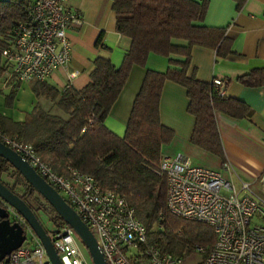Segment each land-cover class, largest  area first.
<instances>
[{
	"label": "trees",
	"instance_id": "16d2710c",
	"mask_svg": "<svg viewBox=\"0 0 264 264\" xmlns=\"http://www.w3.org/2000/svg\"><path fill=\"white\" fill-rule=\"evenodd\" d=\"M26 5L25 0H0V53L11 44L14 29L27 21ZM112 8L116 30L129 39L120 66H114L108 57L97 56L89 82L80 89L66 86L60 90L47 80H32L37 104L22 121L0 114V129L31 144L55 171L78 169L93 176L101 188L124 195L145 225L148 243L162 252L183 258L202 247L204 252H198L206 256L215 241L212 227L176 216L166 205V178L159 172V163L162 146L171 142L174 131L160 121L159 103L166 80L183 86L187 112L194 117L189 141L223 159L216 115L248 118L251 109L238 98L218 95L212 80L188 74L187 67L194 46L212 48L217 56L226 53L224 29L203 24L207 0H112ZM152 53L183 60L169 59L178 67L164 72L152 70L146 68ZM135 65L146 71L125 132L119 136L106 127L104 120ZM6 71L1 64L0 76ZM236 80L244 86L264 88V67L253 68ZM8 82L12 91L6 96V106L10 107L20 82L14 78ZM0 175L23 186L22 194L11 187L23 199L36 193L1 157ZM46 203L55 225L66 224Z\"/></svg>",
	"mask_w": 264,
	"mask_h": 264
},
{
	"label": "built area",
	"instance_id": "2783aa9c",
	"mask_svg": "<svg viewBox=\"0 0 264 264\" xmlns=\"http://www.w3.org/2000/svg\"><path fill=\"white\" fill-rule=\"evenodd\" d=\"M27 21L14 29L11 44L0 53L7 79L19 82L47 80L70 61L69 29L81 22L68 0H25ZM77 71L69 73L71 81ZM214 90L225 95L227 82L214 77ZM70 83L67 84V87ZM0 142L18 153L53 186L94 234L106 264H181L182 258L148 243L147 229L124 195L103 189L91 175L69 167L55 171L35 148L0 129ZM223 171L237 179L234 167ZM192 164L182 155L163 156L159 172L166 178L168 210L186 219L205 222L215 234L213 247L202 264H264V199L250 183L238 180L239 190L224 172ZM12 222L22 226L25 239L0 264H52L27 222L0 199ZM48 235L62 264H88L74 230L67 224ZM199 252H204L198 247Z\"/></svg>",
	"mask_w": 264,
	"mask_h": 264
},
{
	"label": "crops",
	"instance_id": "0c3cea01",
	"mask_svg": "<svg viewBox=\"0 0 264 264\" xmlns=\"http://www.w3.org/2000/svg\"><path fill=\"white\" fill-rule=\"evenodd\" d=\"M68 6L78 11L81 22L68 31L72 44L68 65L47 79L60 90L68 83L75 89L84 87L90 80L93 60L97 56L108 57L114 66L119 67L129 46V39L116 30L112 0H68ZM203 24L224 29L226 53L217 56L212 48L194 46L188 74L205 81L214 77L226 80L225 95L247 104L251 115L239 119L216 115L223 151V159H220L189 141L194 117L187 112L186 90L180 84L166 80L160 95V121L173 129L174 137L162 146L163 156L182 154L192 164L220 172L223 163H229L236 170L237 179L250 184L259 182L264 191V88L244 86L236 80L253 68L264 67V0H207ZM169 59L183 60L180 56L164 57L152 53L146 68L164 72L178 67ZM73 71L78 73L69 81L68 75ZM145 71L137 65L130 69L122 91L104 120L106 127L116 135L122 136L125 132ZM6 79V73L0 76V114L16 122L22 121L39 100L32 89L34 81L20 82L11 106L7 107L6 96L12 87Z\"/></svg>",
	"mask_w": 264,
	"mask_h": 264
},
{
	"label": "water",
	"instance_id": "95a60500",
	"mask_svg": "<svg viewBox=\"0 0 264 264\" xmlns=\"http://www.w3.org/2000/svg\"><path fill=\"white\" fill-rule=\"evenodd\" d=\"M0 157L12 165L32 189L39 193L52 206L60 218L74 230L78 238L88 248L93 264H106L94 234L63 196L18 153L1 142ZM0 199L11 206L27 222L44 246L46 255L52 264H62L50 238L32 208L22 197L12 192L1 181ZM24 239L25 235L22 226L17 222L11 223L7 210L0 206V261L3 259L8 261L11 251L21 246Z\"/></svg>",
	"mask_w": 264,
	"mask_h": 264
},
{
	"label": "rangeland",
	"instance_id": "374dc122",
	"mask_svg": "<svg viewBox=\"0 0 264 264\" xmlns=\"http://www.w3.org/2000/svg\"><path fill=\"white\" fill-rule=\"evenodd\" d=\"M226 177L232 180L228 174H226ZM7 181L11 184V187H15V192L22 194L24 188L20 183L15 185V181L13 179H9ZM232 183H234L237 189L239 190V184H237V182L233 180ZM250 187L255 195L264 199V191L261 189V185L259 184V182H254L253 184H250ZM24 200L31 206L38 221L40 222L44 230L48 233V235L52 232V230L57 228L55 223L51 220V213L44 206L45 204H47L46 200L39 193L36 192L30 194L28 197H25ZM75 238L87 263L93 264L92 257L88 248L83 244V242L78 238L76 234ZM204 260L205 255L199 253L195 249H192L190 252L185 254V256H183L181 264H202Z\"/></svg>",
	"mask_w": 264,
	"mask_h": 264
},
{
	"label": "flooded vegetation",
	"instance_id": "af4514ba",
	"mask_svg": "<svg viewBox=\"0 0 264 264\" xmlns=\"http://www.w3.org/2000/svg\"><path fill=\"white\" fill-rule=\"evenodd\" d=\"M7 179V178H6ZM5 179V177L3 176V175H0V181L2 182V183H4L11 191H12V189H11V185L8 183V181ZM9 184V185H8ZM13 192V191H12Z\"/></svg>",
	"mask_w": 264,
	"mask_h": 264
}]
</instances>
